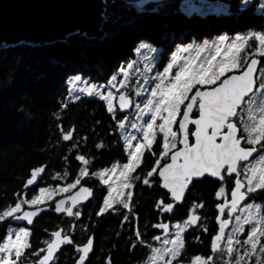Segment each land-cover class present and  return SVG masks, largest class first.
I'll return each mask as SVG.
<instances>
[{"label":"snow or ice","instance_id":"6c2138e0","mask_svg":"<svg viewBox=\"0 0 264 264\" xmlns=\"http://www.w3.org/2000/svg\"><path fill=\"white\" fill-rule=\"evenodd\" d=\"M125 2L126 11H134L129 20L159 13L160 6L153 0ZM112 7L102 0L98 28L102 40L117 35L116 28H104L112 22ZM236 7L259 13L264 19V0H237ZM78 36L84 41L90 38L87 32ZM135 51L139 58L118 65L102 84L80 74L68 80L69 94L75 99L88 96L103 102L113 121L112 132L123 141L126 162L90 172L91 158L76 154L81 167L71 183L39 187L38 194L28 198L29 186H35L44 171L43 165L32 168L23 190L14 194V204L0 210V223L7 222L6 234L0 238V264H57L56 253L62 245H74L78 253L75 264H86L94 238L88 235L85 242L75 244V224L69 232L62 228L51 231L44 247L35 251H31V229L11 226L12 221L32 225L49 208L47 201L78 185L74 195L55 200L52 210L79 220V204L93 196L91 187L81 185L85 177L97 178L106 186L107 194L95 215L116 213L123 217L121 224L132 225L130 250H147L141 264H185V235L193 228L208 234L210 254H197L189 264H264V25L260 30L221 34L203 43L176 44L174 34L164 31L161 41L142 39ZM73 131L60 128L61 139L70 141ZM146 152L155 160L141 175L137 169ZM205 177L219 183L214 205L217 227L209 231L198 211L205 203L194 200L183 219H162L150 225L160 234L149 239L146 231L141 232L133 207V188L138 181L149 187L158 183L166 190L155 208L167 215L183 202L193 181ZM87 229L84 225L82 231ZM105 264H111L110 257Z\"/></svg>","mask_w":264,"mask_h":264},{"label":"trees","instance_id":"16d2710c","mask_svg":"<svg viewBox=\"0 0 264 264\" xmlns=\"http://www.w3.org/2000/svg\"><path fill=\"white\" fill-rule=\"evenodd\" d=\"M216 1L220 2L217 11L204 7L203 1L199 7H190L183 0H153L160 6L158 14L147 13L129 20L134 11H126L125 0H107V4L113 6L110 9L112 22L104 28L117 29L114 39L84 41L75 33L65 41L36 46L19 43L0 48V210L14 204V194L23 190L34 167L43 165L45 170L37 184L28 188V198L39 187L71 183L81 167L75 160L76 154L91 158L90 172L110 167L117 161L126 162L123 141L118 139V133L112 132L113 121L103 102L88 96L75 101L69 99V77L80 74L92 82H105L118 65L135 58L140 40L161 41L164 31L174 34L175 43L179 44L260 30L264 25L259 13L237 10V0ZM152 6L150 3L149 8ZM60 128L74 129L70 141L61 139ZM73 144L77 147L73 148ZM97 144L102 147L97 148ZM153 148L159 151L156 145ZM154 160L155 157L146 152L137 172L143 175ZM65 172L67 177H64ZM82 184L93 189V196L78 206L82 212L79 220L55 213L52 209L56 198L47 202L50 210L37 217L30 228L31 251L44 247L43 242L50 239L51 231L63 228L69 232L75 224L72 233L75 244L85 242L88 235L94 238L93 252L86 264H105L107 257L111 258V264L141 262L147 250L143 247L130 250L132 225L121 224L123 217L116 213L95 215L107 194L106 186L94 177H85ZM217 186L216 181L209 178L193 182L183 204H177L172 214L162 215L155 208V202L165 191L158 183L149 187L138 181L133 188V207L141 232L146 231L149 239L151 235L160 234V230L150 225L162 219L170 218L172 222L183 219L194 200L205 203L198 211L211 232L217 227L214 220L217 200L212 196ZM84 225H88L86 232L82 231ZM146 225H149L147 229ZM6 229L7 222L0 223V238L5 236ZM196 236L200 237L199 241ZM185 239V263L197 254H210L209 236L200 229H189ZM77 258L74 245H63L56 255L57 264H75Z\"/></svg>","mask_w":264,"mask_h":264},{"label":"water","instance_id":"95a60500","mask_svg":"<svg viewBox=\"0 0 264 264\" xmlns=\"http://www.w3.org/2000/svg\"><path fill=\"white\" fill-rule=\"evenodd\" d=\"M101 11L102 0H0V48L19 43H28L36 46L65 41L70 36L69 34L73 35L81 32L89 33L90 38L100 39L98 28ZM202 179L200 178L199 180ZM79 187L80 185L70 193L62 195L55 200L74 195L79 190ZM187 192L188 190H186L185 197ZM91 198L89 197L88 200ZM88 200L81 201L79 205L85 204ZM183 202L178 204L181 205ZM54 207L55 204L53 202V209ZM49 210L50 206L40 212L34 218V221L42 213ZM59 214L66 216L64 213ZM12 224L17 226L24 225L29 228L33 225H27L25 221H12ZM92 252L93 250L89 253V256Z\"/></svg>","mask_w":264,"mask_h":264},{"label":"rangeland","instance_id":"374dc122","mask_svg":"<svg viewBox=\"0 0 264 264\" xmlns=\"http://www.w3.org/2000/svg\"><path fill=\"white\" fill-rule=\"evenodd\" d=\"M184 2H187V4H189V6L190 7H196V6H200V5H202L201 4V2L203 1L204 2V0H183ZM205 4H204V7H206L207 9H211V10H214V11H217L218 10V8H219V5H220V2H217L216 0H207L206 2H204ZM223 10H224V8H222ZM218 36H215L213 39H211V40H207V41H209V42H211L212 40H214V39H216ZM204 41H206V40H201V41H191V42H189V43H203ZM135 53H136V51H135ZM139 57H138V54L136 53L135 54V58L133 59V60H135V59H138ZM143 65H141V67H142ZM71 77H69L68 79H67V83H68V80L70 79ZM85 79H88V78H85ZM89 80V79H88ZM92 82V81H91ZM93 83H104V82H93ZM69 86V85H68ZM69 99H71L72 101H75L76 99H75V97H74V95H70L69 94ZM127 114V113H126ZM128 131L129 132H131L132 134H136L135 133V130H133V129H131L130 127H129V129H128ZM112 166V165H111ZM110 166V167H111ZM110 167H107V168H110ZM100 170H102V169H100ZM39 189V188H38ZM38 189L36 190V192L33 194V195H35V194H38ZM62 195H65V193H60V194H58L56 197H54V198H58V197H60V196H62ZM51 201V200H50ZM47 202H49V201H47ZM257 202H259V201H257ZM25 208H27V206H25ZM11 226H12V228L13 229H15V228H17L18 226L17 225H13V224H11ZM22 226H24V225H22ZM153 244H157V242H153ZM138 251H141V249H138ZM138 253V252H137ZM135 264H141V262H135ZM185 264H189V262L188 263H185Z\"/></svg>","mask_w":264,"mask_h":264},{"label":"flooded vegetation","instance_id":"af4514ba","mask_svg":"<svg viewBox=\"0 0 264 264\" xmlns=\"http://www.w3.org/2000/svg\"><path fill=\"white\" fill-rule=\"evenodd\" d=\"M205 178L212 179V178H210V177H205ZM203 179H204V178H203ZM212 180L216 181V179H212ZM193 182H195V181H193ZM216 183L218 184V186H217V188H218V187H219V183H218L217 181H216ZM192 184H193V183H192ZM217 188H216V189H217ZM216 189H215V190H216ZM215 190H214V192H213V195H212V196H213V198H214L215 200H217V199H216V197H215ZM217 202H218V201H217Z\"/></svg>","mask_w":264,"mask_h":264}]
</instances>
